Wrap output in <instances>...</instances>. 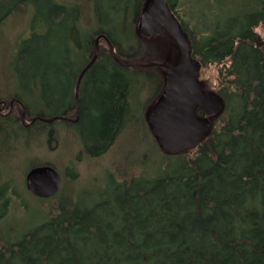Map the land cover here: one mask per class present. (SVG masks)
<instances>
[{
	"label": "trees",
	"instance_id": "trees-1",
	"mask_svg": "<svg viewBox=\"0 0 264 264\" xmlns=\"http://www.w3.org/2000/svg\"><path fill=\"white\" fill-rule=\"evenodd\" d=\"M147 2L112 7V30L105 27L101 0H0V36L25 17L32 38L50 34L49 22L58 23L65 26L60 36L69 37L72 61H83L72 76L69 100L52 111L45 97L28 98L21 84L0 86V106L10 112L0 109V138L15 143L0 152L17 153L20 159L31 137L38 140L37 150L61 147L64 134L75 138L83 120L93 118L92 109L103 119L87 133L90 143L85 140L84 149L98 147L89 152L91 158L111 149L125 119L138 113L127 99L129 83L109 44L121 63L145 50L137 27ZM167 6L200 65V77L217 70L215 84L209 90L205 83L206 91L221 99L223 109L211 118L207 135L195 148L168 154L146 114H140V126L174 163H163L157 175L147 173L146 164L139 176L111 175L105 186L114 187L113 196L90 206L61 190L51 199L27 192L41 202L57 200L29 222L25 196L11 171L8 181L0 180V264H264V0H167ZM235 9L239 12L230 14ZM121 27L122 36L117 34ZM99 37V55L83 76L77 98L79 78L96 54ZM28 41H22L21 50ZM42 66L35 63L37 74ZM149 69L158 81L153 101L164 89L165 70ZM5 164L14 170L16 163ZM46 164L56 166L34 164L25 176ZM70 170L76 180V169ZM13 204L23 211L21 218L11 214Z\"/></svg>",
	"mask_w": 264,
	"mask_h": 264
},
{
	"label": "rangeland",
	"instance_id": "rangeland-1",
	"mask_svg": "<svg viewBox=\"0 0 264 264\" xmlns=\"http://www.w3.org/2000/svg\"><path fill=\"white\" fill-rule=\"evenodd\" d=\"M133 1L101 0L104 10L105 27L113 30L112 21L115 12L112 10V7L122 9L127 3ZM238 12L235 9L230 14ZM132 16V12L130 11L129 19ZM28 22L29 18L26 17L18 19L12 23L11 28H8L9 30L7 29V34L0 36V86L11 84L16 87V85L21 84L26 88H22V90L28 94V98L40 100V97H45L47 101L46 109L52 111L63 104L65 105L69 100L73 83L72 76L81 68L83 61L82 59L78 63L72 61L71 55L68 52L69 37L60 36L63 30H65V26L62 27L58 23L49 22L50 34L40 35L41 33H39L32 38V36H28ZM140 27L141 22L139 20L137 28L139 34L146 42L145 50L141 54L132 56L131 58H122L123 62H125H122V64L174 66L179 62V49L170 37L163 34L148 35L140 31ZM117 34H121L122 36V27L118 28ZM53 35L57 36V43L55 45V42L51 40ZM23 37L25 38L22 39ZM20 39L22 41L31 39L24 45L25 49L23 50L20 49L22 41L16 46ZM42 62L43 66L40 69V73L37 74L35 63ZM122 68L123 79L125 78L129 83V95H126L127 99L132 102L133 113H136L137 109L138 114L125 119L124 124L120 126L115 136L113 146L103 156L89 157V152L97 151L98 147L90 150L84 149L85 140L88 141L87 143H90L87 133L94 132L95 127L92 126L99 124V121L103 119L94 109H92L95 112L92 115L93 118H85L82 126L77 127L75 138L66 134L63 135L64 145L61 147L56 148L52 144V146H49V149L37 150L38 140L36 137H31L26 140V151L20 159L16 157L17 153L13 154L11 151L1 148L0 173L2 176L0 180L1 182L8 181L11 177V171L14 172L18 190L25 196L24 202L28 205L27 211L24 212L28 222L36 214L37 210L46 212L48 211V207L57 205V200H52L49 203L41 202L27 193L25 172L34 164L47 161L53 162L56 165L55 168L62 176L61 192L63 195L71 198L76 203L90 206L101 198L105 199L113 196L114 187L108 185L109 187L107 188L105 186L106 180L111 175L120 177L123 176L122 174L130 172L139 176L145 170L143 168L145 164L147 173L157 175L161 171L163 163L175 162L172 159L168 160V157L157 147L153 136L148 130L140 126V114H146L148 119L150 111L159 98L153 101L149 100L152 93L154 94L158 88V81L153 77L155 73H152L153 70L149 68L139 66ZM216 76V68H210L205 71L204 76H201L200 80L206 84L208 83L207 87L211 90V85L215 84ZM34 79H36L35 82H33ZM31 83L36 84V86L34 87ZM207 92L210 93L209 91ZM58 102L61 104L58 105ZM0 109L2 110V114L10 113L9 109L4 110L3 106ZM19 112L22 115L20 110ZM11 142H7L4 137H1L0 147L7 149L15 144ZM29 145L32 147V151H28ZM13 162L16 163L14 164V170L13 168L7 170L5 163ZM172 167L169 170H174ZM71 168L76 169L78 173L76 180H72L71 176L73 173L70 170ZM11 210H13L11 214L19 218L22 217L23 211L16 204H13Z\"/></svg>",
	"mask_w": 264,
	"mask_h": 264
},
{
	"label": "water",
	"instance_id": "water-1",
	"mask_svg": "<svg viewBox=\"0 0 264 264\" xmlns=\"http://www.w3.org/2000/svg\"><path fill=\"white\" fill-rule=\"evenodd\" d=\"M151 1H148L149 5ZM146 8L148 9V6ZM158 9L156 18L161 26L166 25L164 31L174 41L180 52V60L176 65H124L117 60L114 47L108 44L112 56L121 67L151 68L156 66L165 70V86L148 115V122L162 150L168 154H179L198 146L211 127V118L222 111L223 102L208 93L206 84L201 82L200 65L193 59L188 40L176 18L169 11L167 0H160ZM140 31H142L141 27ZM100 39L99 37L96 41L97 50L93 60L79 78L76 87L77 98L85 72L94 64L99 55ZM62 182L59 171L49 164L30 169L25 176L28 193L38 199L55 197L62 188Z\"/></svg>",
	"mask_w": 264,
	"mask_h": 264
},
{
	"label": "flooded vegetation",
	"instance_id": "flooded-vegetation-1",
	"mask_svg": "<svg viewBox=\"0 0 264 264\" xmlns=\"http://www.w3.org/2000/svg\"><path fill=\"white\" fill-rule=\"evenodd\" d=\"M159 2L160 0H152L150 5L147 2L148 9L146 8L139 19L141 22V29L143 33L145 32L148 35L163 34L167 36L166 32L164 31L166 25L161 26L158 18H156L159 12ZM86 73L87 71L85 72V74Z\"/></svg>",
	"mask_w": 264,
	"mask_h": 264
}]
</instances>
